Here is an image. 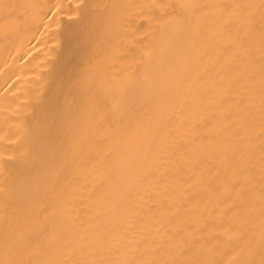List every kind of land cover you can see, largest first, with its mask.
<instances>
[{"label":"bare ground","instance_id":"6f19581e","mask_svg":"<svg viewBox=\"0 0 264 264\" xmlns=\"http://www.w3.org/2000/svg\"><path fill=\"white\" fill-rule=\"evenodd\" d=\"M0 264H264V0H0Z\"/></svg>","mask_w":264,"mask_h":264}]
</instances>
